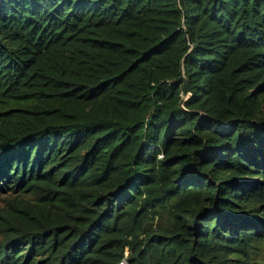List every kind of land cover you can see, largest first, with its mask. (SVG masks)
Returning a JSON list of instances; mask_svg holds the SVG:
<instances>
[{
    "label": "trees",
    "instance_id": "16d2710c",
    "mask_svg": "<svg viewBox=\"0 0 264 264\" xmlns=\"http://www.w3.org/2000/svg\"><path fill=\"white\" fill-rule=\"evenodd\" d=\"M261 244L264 0H0V264Z\"/></svg>",
    "mask_w": 264,
    "mask_h": 264
},
{
    "label": "rangeland",
    "instance_id": "374dc122",
    "mask_svg": "<svg viewBox=\"0 0 264 264\" xmlns=\"http://www.w3.org/2000/svg\"><path fill=\"white\" fill-rule=\"evenodd\" d=\"M253 264H264V244L258 245V248L253 254ZM123 264H127L124 262Z\"/></svg>",
    "mask_w": 264,
    "mask_h": 264
},
{
    "label": "water",
    "instance_id": "95a60500",
    "mask_svg": "<svg viewBox=\"0 0 264 264\" xmlns=\"http://www.w3.org/2000/svg\"><path fill=\"white\" fill-rule=\"evenodd\" d=\"M185 88H186V90H187L188 92H190V88H189L188 83H185Z\"/></svg>",
    "mask_w": 264,
    "mask_h": 264
},
{
    "label": "built area",
    "instance_id": "2783aa9c",
    "mask_svg": "<svg viewBox=\"0 0 264 264\" xmlns=\"http://www.w3.org/2000/svg\"><path fill=\"white\" fill-rule=\"evenodd\" d=\"M125 261H123L121 264H123Z\"/></svg>",
    "mask_w": 264,
    "mask_h": 264
},
{
    "label": "clouds",
    "instance_id": "9594fccd",
    "mask_svg": "<svg viewBox=\"0 0 264 264\" xmlns=\"http://www.w3.org/2000/svg\"><path fill=\"white\" fill-rule=\"evenodd\" d=\"M126 262V261H125ZM127 263V262H126Z\"/></svg>",
    "mask_w": 264,
    "mask_h": 264
}]
</instances>
